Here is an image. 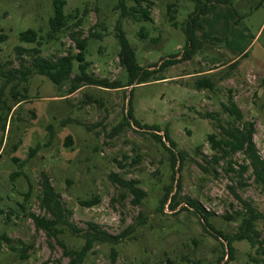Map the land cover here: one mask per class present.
Masks as SVG:
<instances>
[{
	"label": "rangeland",
	"instance_id": "obj_1",
	"mask_svg": "<svg viewBox=\"0 0 264 264\" xmlns=\"http://www.w3.org/2000/svg\"><path fill=\"white\" fill-rule=\"evenodd\" d=\"M65 1L70 27L49 36L52 0H0V86L3 72L31 66L32 57L18 54L17 45L56 58L78 51L73 33L85 39L89 62L72 92L70 82L58 90L34 72L1 91L0 100L11 107L0 131V264H69L64 248L83 243L68 228L58 227L62 232L54 237L34 224L30 213L50 217L39 205L42 173L70 211L72 226L85 229L92 222L120 235L116 244L94 243L81 264H167L168 258L175 264H264V217L254 246L235 240L225 253L226 242L187 204L193 199L209 213L207 222L228 235L238 230L243 202L264 214V190L250 169L228 170L226 160L239 169L242 154L215 162L206 141L210 133L218 136L210 114L218 112L226 123L221 103L230 95L244 119L253 121V141L264 159V0L208 5L195 28L201 48L189 58L180 57L185 35L168 21L167 10L174 3L181 23L194 9L189 0H152L151 21L121 18L115 0ZM27 28L37 29L39 45L18 40ZM121 32L128 49L119 44ZM129 57L146 70V81L127 84ZM165 59L173 62L163 67ZM76 72L74 63L70 76ZM201 76L211 78L212 88L195 86ZM12 92L26 98L15 103ZM130 93L139 125L127 116ZM155 133H166L173 146L165 145L182 158L173 161ZM18 169L22 173L12 178ZM94 197L93 205L82 203Z\"/></svg>",
	"mask_w": 264,
	"mask_h": 264
},
{
	"label": "trees",
	"instance_id": "obj_2",
	"mask_svg": "<svg viewBox=\"0 0 264 264\" xmlns=\"http://www.w3.org/2000/svg\"><path fill=\"white\" fill-rule=\"evenodd\" d=\"M193 3L194 9L191 13L188 14V17L181 23H177L174 17L176 12V6L174 3L168 4V21L175 27H178L183 34L185 35V42L183 48L180 52L181 58L191 57L197 50L201 48V41H199L198 36L196 35L195 28L197 21L200 17H203L208 11V5L211 3L223 4V5H232L234 0H189ZM65 0H52L53 14L48 18V35L52 36L55 32L59 31L62 28L70 27L67 22L68 15L64 12ZM152 0H115L113 4V10L119 11L121 18H129L133 21H151L149 16V7L152 5ZM85 13V11H84ZM75 26L80 25V19L74 23ZM139 32L144 36L145 31L144 27H140ZM72 40L75 43L78 51L76 53L68 51L66 54L60 55L56 58H47L41 56L38 52L37 47L33 48H24L19 45L15 46V49L18 54L25 52L26 56L32 57L31 66H26L23 69H9L6 72H3L1 76L3 77L2 85L0 86V95L5 84L15 78L18 81H27L31 73H38L44 75L48 80H50L58 90L65 83L70 82L68 92H72L79 87L78 83L82 82V79L85 76L86 70L88 69L89 62L85 59V49L86 41L85 39H78L73 33H69ZM91 35H95L92 33ZM102 36L97 34L95 38L100 39ZM4 38V35H0V40ZM39 32L34 28H27L21 31L18 35V40L20 42L26 43H35L39 45ZM119 44L122 49H128L127 41L123 36L122 32L118 34ZM124 51V50H123ZM245 53V52H244ZM173 61L170 59H165L160 64L164 67L171 64ZM74 63L76 64L77 72L73 76L70 74L74 71ZM124 64L129 72V78L127 84L146 81L145 76L147 72L145 69H142L138 65H135L132 62V59L129 57V61L125 60ZM142 71V73H140ZM20 73V75H17ZM90 82H97L96 79H89ZM195 86L197 88H212L213 81L208 76H201L195 81ZM26 92V87L24 89ZM19 93L12 92V97L15 99V103L26 98V94L18 95ZM19 98H18V97ZM131 93L128 103V112L127 116L131 119L132 124L139 125L138 121L133 118L131 113ZM10 107L6 106L5 101L0 100V131H4L5 125L7 123L8 116L10 114ZM6 109V111H4ZM221 111L227 116L226 123L223 124L219 118L218 112L215 114H210L211 117H214L216 120V127L218 128V136L215 133H210L206 137L210 150L213 152L211 158L218 162L219 159H226L231 157L232 154L241 153L243 162L238 164L236 169L232 166V160L229 158L226 160L228 170L235 173L241 174L243 171L250 169L254 182L258 183L264 190V159L260 156L255 143L253 141V134L255 131L253 121H248L244 119L243 114L232 99L228 95L225 102L221 103ZM10 118V116H9ZM156 140H158L165 148L170 152L173 161L180 160L182 155L180 152L177 154L174 151H171L170 147L165 145V141L169 142L170 146H173L172 140L169 139L167 134H154ZM67 140L70 141V136H67ZM37 147L30 148V153L36 150ZM12 159L17 163L20 168L22 162L18 160L17 157H12ZM175 163V162H174ZM21 170L18 169L11 173L12 178L21 174ZM238 174V175H239ZM30 181L28 180V190L24 193V196H27L30 190ZM39 205L46 212L50 214V217L38 216L30 213L34 224L38 228L44 229L48 235L57 236V233H61V228H68L72 234L78 235L82 238L83 243L78 248H64V252L69 255L70 261L69 264H81L88 251L93 247L94 243H109L116 244L120 241L118 239L120 235H111L103 230H101L97 225L92 222L87 223L85 229L74 227L68 221L70 218V211L64 207L63 202L60 200V195L57 194L52 188L50 182L48 181L45 173L41 174L39 179ZM98 201V198L94 197L82 201L86 206H91ZM245 205V211L240 215V222L238 225V230L233 235L224 234L219 230L214 229L209 222H207V217L209 213H206L205 210H201L196 202L193 199H190L187 203L188 206L194 208L199 218L203 221V225L208 229L212 230L214 237L218 239L220 237L224 240L227 251L225 253L231 252L233 250L232 242L235 240H246L251 246H254L256 243L257 237V225L259 220L264 217V214L258 210H255L249 204L243 202ZM175 205V203L173 204ZM0 213L2 210L0 209ZM2 239H6L4 235H1ZM221 259V258H219ZM167 264H175L171 259L166 260ZM218 263V262H217ZM43 264H47L44 262Z\"/></svg>",
	"mask_w": 264,
	"mask_h": 264
}]
</instances>
